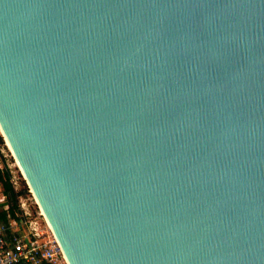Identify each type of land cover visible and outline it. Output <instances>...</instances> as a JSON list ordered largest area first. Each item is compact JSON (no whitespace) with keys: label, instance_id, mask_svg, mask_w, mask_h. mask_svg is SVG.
Wrapping results in <instances>:
<instances>
[{"label":"water","instance_id":"obj_1","mask_svg":"<svg viewBox=\"0 0 264 264\" xmlns=\"http://www.w3.org/2000/svg\"><path fill=\"white\" fill-rule=\"evenodd\" d=\"M0 127L68 264H264V0H0Z\"/></svg>","mask_w":264,"mask_h":264},{"label":"built area","instance_id":"obj_2","mask_svg":"<svg viewBox=\"0 0 264 264\" xmlns=\"http://www.w3.org/2000/svg\"><path fill=\"white\" fill-rule=\"evenodd\" d=\"M10 153L16 166V159L12 152ZM2 161L0 154V171L2 174L4 171L9 173L10 183L16 189L15 176H12L9 166L2 165ZM17 168L25 180L23 173L19 167ZM28 191L35 201L29 186ZM35 204L38 206L36 201ZM0 264H68L50 226L42 215L40 207L37 216H34L27 200L19 196L18 204L13 209L3 191L1 181Z\"/></svg>","mask_w":264,"mask_h":264},{"label":"rangeland","instance_id":"obj_3","mask_svg":"<svg viewBox=\"0 0 264 264\" xmlns=\"http://www.w3.org/2000/svg\"><path fill=\"white\" fill-rule=\"evenodd\" d=\"M0 136L2 137V142L0 141V154L2 155V165L9 166L10 171L12 172V176H15V187L17 192H22V197L27 200L30 211L34 216H37V213L39 212V207L36 206L35 201L32 197V195L28 191V184L26 181L22 178L20 173L18 172V168L14 164V160L10 156L11 153L6 146V141L4 137L2 136V133L0 131ZM40 220V219H39ZM41 221V220H40Z\"/></svg>","mask_w":264,"mask_h":264},{"label":"trees","instance_id":"obj_4","mask_svg":"<svg viewBox=\"0 0 264 264\" xmlns=\"http://www.w3.org/2000/svg\"><path fill=\"white\" fill-rule=\"evenodd\" d=\"M0 141L2 142V137L0 136ZM0 181L2 183L3 191L8 198L11 207L14 209L18 204V197L22 195V192H17L13 185L10 183V175L7 171L3 174L0 171Z\"/></svg>","mask_w":264,"mask_h":264},{"label":"bare ground","instance_id":"obj_5","mask_svg":"<svg viewBox=\"0 0 264 264\" xmlns=\"http://www.w3.org/2000/svg\"><path fill=\"white\" fill-rule=\"evenodd\" d=\"M0 131H1L3 137H4L5 141H6V146L8 147V149L10 150V152H12V154H13V151H12V149H11V147H10V145H9V143H8V141H7V139L5 138V136H4V134H3V131H2V129H1V127H0ZM13 156H14V154H13ZM14 157H15V156H14ZM16 162H17V161H16ZM16 166L19 167V169L21 170V168H20L18 162L16 163ZM21 172H22V170H21ZM22 173H23V172H22ZM23 175H24V174H23ZM24 178H25V176H24ZM25 180H26V178H25ZM31 192H32V190H31ZM32 193H33V192H32ZM33 196H34V194H33ZM34 198H35V196H34ZM35 201H36V203L38 204L36 198H35ZM38 206H39V204H38ZM39 207H40V206H39ZM40 210H41V208H40ZM41 212H42V210H41ZM42 215L44 216L43 212H42ZM44 218H45V216H44ZM45 219H46V218H45ZM46 222H47V220H46ZM47 223H48V222H47ZM48 225H49V224H48Z\"/></svg>","mask_w":264,"mask_h":264}]
</instances>
